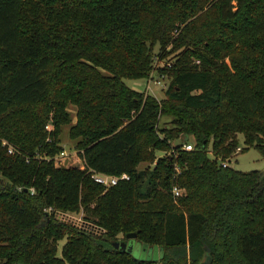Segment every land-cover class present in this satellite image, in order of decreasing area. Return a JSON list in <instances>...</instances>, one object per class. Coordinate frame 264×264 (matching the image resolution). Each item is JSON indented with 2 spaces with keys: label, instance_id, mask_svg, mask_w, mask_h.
<instances>
[{
  "label": "trees",
  "instance_id": "obj_1",
  "mask_svg": "<svg viewBox=\"0 0 264 264\" xmlns=\"http://www.w3.org/2000/svg\"><path fill=\"white\" fill-rule=\"evenodd\" d=\"M157 56L161 101L126 83ZM66 126L81 166L45 158ZM240 135L264 157V0H0V264H181L168 249L205 245L207 264H264V172L227 162ZM133 232L162 257L114 246Z\"/></svg>",
  "mask_w": 264,
  "mask_h": 264
},
{
  "label": "rangeland",
  "instance_id": "obj_2",
  "mask_svg": "<svg viewBox=\"0 0 264 264\" xmlns=\"http://www.w3.org/2000/svg\"><path fill=\"white\" fill-rule=\"evenodd\" d=\"M156 51H159L158 46L156 47ZM160 52V51H159ZM168 60H162V63L155 64L153 63V69L150 72V75L146 79H126V83L131 88L144 92L147 95H152L156 97L158 101H161L165 98V90L168 87V84L171 80V72L168 70H162L165 66H167ZM161 67V68H160ZM160 83V84H159ZM151 86V89L148 88ZM72 113L74 114V107H70ZM74 121H76V117L74 116ZM169 121V118L166 115H163L160 118L159 125L164 126ZM69 128L70 126H66L63 128V133L61 135L62 145L64 149L67 151L68 156L66 158L67 165L71 166H81L83 164L82 157L80 156L78 150L75 148V142L71 140L69 136ZM240 137V147L242 150L246 149L245 151L240 152L236 151L234 156L228 160L227 162L229 165L237 170L241 171H253V170H260L264 172V157L261 153L253 147L254 145H250L249 147L244 143V137L242 135ZM158 155H162L161 152H157ZM211 155V154H210ZM148 163H141L139 165L140 168H145L148 166ZM66 220L67 222L77 223L79 225L84 224L86 221L83 218V213H73L68 212L66 213ZM125 241L127 240L124 234H119L115 239L116 241ZM65 240H62L59 244V252L61 254V247ZM140 243L139 241L135 242V248L133 250V255L138 259H160L163 255V250L161 247L148 245ZM211 249L209 246H204L205 251L203 254L198 257L197 260H192L191 258V250L190 247L187 246L186 248H176V249H168V258L177 259L181 262V264H202L206 258V248ZM210 255V253H209ZM158 264H164L162 262Z\"/></svg>",
  "mask_w": 264,
  "mask_h": 264
},
{
  "label": "built area",
  "instance_id": "obj_3",
  "mask_svg": "<svg viewBox=\"0 0 264 264\" xmlns=\"http://www.w3.org/2000/svg\"><path fill=\"white\" fill-rule=\"evenodd\" d=\"M160 63H162V60L160 59V57L159 56L155 57V64H160ZM171 66H172L171 63H168V67H171ZM148 88L151 89V86H148ZM46 129L51 130L52 129L51 124H48L46 126ZM49 140H50V138H49ZM3 145H8L7 141H3ZM8 146H9L8 151L10 153H14L16 151V149L13 146H11V145H8ZM193 148H194V146L192 143H187L184 145L185 150L190 151V150H193ZM241 149H242L241 147H238L237 151L240 152ZM67 156H68V153L66 150H64L60 154L56 155L55 157L46 156L45 158L48 160H54L55 165H57V166H69L66 163ZM223 165L227 166V163H224ZM91 172L93 173L92 176H93L94 180L96 182L106 186V187H110V186L118 184L119 182H121L123 180H129L130 179V175L128 173H122L120 175H115V174H106V173H101V172H96V171H91ZM20 189H21V187H20ZM30 191L32 193H35L34 188H30ZM173 192H174L176 197L181 196L183 193L182 189H180L177 186L174 187ZM50 210H52V208H49V211ZM59 216L61 218L66 217V215L61 214V213L59 214Z\"/></svg>",
  "mask_w": 264,
  "mask_h": 264
},
{
  "label": "water",
  "instance_id": "obj_4",
  "mask_svg": "<svg viewBox=\"0 0 264 264\" xmlns=\"http://www.w3.org/2000/svg\"><path fill=\"white\" fill-rule=\"evenodd\" d=\"M126 238H127V240H125V241L123 240V241L114 242V246L116 248L123 250V251H128V252L132 253L134 248H135V242L139 241L137 239V233H135V232L128 233L126 235ZM139 242L142 243L141 241H139ZM147 246L148 245H146V248H147ZM209 253H210V249L206 248V258L202 264H207L210 261L211 257L209 255Z\"/></svg>",
  "mask_w": 264,
  "mask_h": 264
}]
</instances>
